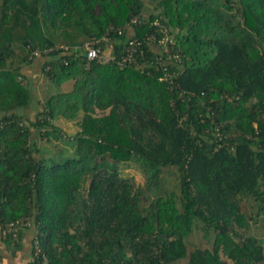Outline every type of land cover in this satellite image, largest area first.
<instances>
[{
  "label": "trees",
  "instance_id": "16d2710c",
  "mask_svg": "<svg viewBox=\"0 0 264 264\" xmlns=\"http://www.w3.org/2000/svg\"><path fill=\"white\" fill-rule=\"evenodd\" d=\"M187 1L0 0L5 251L26 264H264L262 241L238 232L245 198L264 216V0ZM92 40L116 60L87 61ZM129 40L143 56L119 67ZM176 50L178 63L156 59ZM42 79L64 90L39 100ZM56 140L67 147L49 154Z\"/></svg>",
  "mask_w": 264,
  "mask_h": 264
},
{
  "label": "rangeland",
  "instance_id": "374dc122",
  "mask_svg": "<svg viewBox=\"0 0 264 264\" xmlns=\"http://www.w3.org/2000/svg\"><path fill=\"white\" fill-rule=\"evenodd\" d=\"M187 1V0H186ZM188 3V1H187ZM188 5H190V2L188 3ZM185 11V10H184ZM196 16V15H195ZM194 15L193 16H186V13L182 16V19H186V20H192V19H196ZM194 22V25L197 27V29H200L198 26V22H196L195 20L192 21ZM189 24V23H188ZM189 26H184L183 28H181L182 30H176L174 29V35H181V33H185V29H187ZM176 33V34H175ZM173 42V38L170 39ZM109 50L108 45L105 47V50ZM64 90L63 85L60 87H57L53 84H50L49 82H47L46 80L42 79L36 89V96L38 97L39 100H44L47 96L55 94L56 92ZM33 113V111H32ZM59 125L62 127L63 131L65 134L67 135H71L75 132L76 129H74V127L68 126L67 124H65L63 121L59 120ZM45 147H47V151L50 153H54L55 151H58L59 148H63V147H67L62 140H56V141H52L50 144H44ZM57 147V148H56ZM121 175L123 177H132L137 183H141L142 179L140 177V175L138 174V172L136 170H134L133 168L130 167H122L121 168ZM169 172L165 174V176L163 178H165L164 180V185L168 186L170 183V179L168 176ZM244 203H245V211L243 212L244 215L246 216L247 220H248V228L246 230H238V232L242 235V236H247V235H253L255 236L257 239H260L263 243V247H264V216L261 215L259 217H254L252 220L250 219L252 216V211H255V203L253 202L252 199H248L245 198L244 199ZM251 215V216H250ZM201 234L199 233H194L193 235H191L188 239V243L190 244H203L206 245L207 243L205 241H203L201 239ZM181 264H186L185 261H182ZM224 264H228L227 261L224 260Z\"/></svg>",
  "mask_w": 264,
  "mask_h": 264
},
{
  "label": "built area",
  "instance_id": "2783aa9c",
  "mask_svg": "<svg viewBox=\"0 0 264 264\" xmlns=\"http://www.w3.org/2000/svg\"><path fill=\"white\" fill-rule=\"evenodd\" d=\"M139 18H133L130 23L131 24H137L139 23ZM151 26L155 27V29L157 30V32L161 33L163 38L160 40V43H165V42H169V44H172V41L170 40L169 36L167 35V31H166V28L161 25V23L158 21V20H154L152 23H151ZM116 33L118 35H120L122 33V29L119 28L116 30ZM149 40L150 41H153L154 40V36L151 35L149 37ZM100 43L101 41L99 40H92V41H88L84 44V48H85V57H86V60L87 61H95L96 63L100 64V65H106L108 63H110L111 61L113 60H116L115 59V56H113L112 54V50H111V46L109 47V50H105L102 49V47L100 46ZM141 43L138 41V40H129L127 42V44L125 45L124 49H123V52H122V55L120 57V59L118 61H116V64L119 66V67H124L132 62H135V56L136 55H140V56H143V51L141 50ZM37 54V52H33V55ZM157 60H162L165 61V62H176L178 63L179 60H180V56L178 54V50H176V52L174 53H170V52H163L161 54L160 57L156 58ZM163 70V74L164 76L161 78V80L165 79V76L170 77L169 74L166 73V70L165 68L163 67L162 68ZM18 224V226H20V228L24 227L25 224L23 223H16ZM28 225V224H27ZM7 231H16V227H14V224H9L8 225V229ZM34 245H35V249H36V253L39 252V249H38V245H37V242L35 241L34 242Z\"/></svg>",
  "mask_w": 264,
  "mask_h": 264
},
{
  "label": "crops",
  "instance_id": "0c3cea01",
  "mask_svg": "<svg viewBox=\"0 0 264 264\" xmlns=\"http://www.w3.org/2000/svg\"><path fill=\"white\" fill-rule=\"evenodd\" d=\"M24 252L5 251L4 245L0 241V264H26Z\"/></svg>",
  "mask_w": 264,
  "mask_h": 264
}]
</instances>
